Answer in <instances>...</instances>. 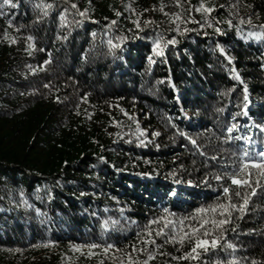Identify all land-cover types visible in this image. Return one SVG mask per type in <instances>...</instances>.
I'll use <instances>...</instances> for the list:
<instances>
[{
    "label": "trees",
    "instance_id": "1",
    "mask_svg": "<svg viewBox=\"0 0 264 264\" xmlns=\"http://www.w3.org/2000/svg\"><path fill=\"white\" fill-rule=\"evenodd\" d=\"M0 264H264V0H0Z\"/></svg>",
    "mask_w": 264,
    "mask_h": 264
}]
</instances>
